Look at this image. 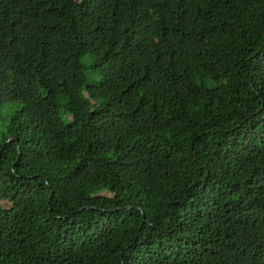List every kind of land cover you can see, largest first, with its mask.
<instances>
[{"label":"trees","instance_id":"obj_1","mask_svg":"<svg viewBox=\"0 0 264 264\" xmlns=\"http://www.w3.org/2000/svg\"><path fill=\"white\" fill-rule=\"evenodd\" d=\"M14 103L0 264H264V0H0Z\"/></svg>","mask_w":264,"mask_h":264},{"label":"rangeland","instance_id":"obj_2","mask_svg":"<svg viewBox=\"0 0 264 264\" xmlns=\"http://www.w3.org/2000/svg\"><path fill=\"white\" fill-rule=\"evenodd\" d=\"M85 65V62H83ZM87 82L93 79L91 72L87 71ZM20 109L19 103L4 105L0 108V133L5 130V126L9 123L11 117Z\"/></svg>","mask_w":264,"mask_h":264},{"label":"water","instance_id":"obj_3","mask_svg":"<svg viewBox=\"0 0 264 264\" xmlns=\"http://www.w3.org/2000/svg\"><path fill=\"white\" fill-rule=\"evenodd\" d=\"M12 140H14V137H9L8 139H7V142H10V141H12Z\"/></svg>","mask_w":264,"mask_h":264}]
</instances>
